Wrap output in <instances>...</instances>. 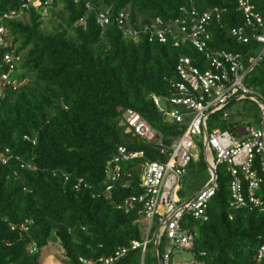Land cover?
Wrapping results in <instances>:
<instances>
[{"label":"trees","instance_id":"trees-1","mask_svg":"<svg viewBox=\"0 0 264 264\" xmlns=\"http://www.w3.org/2000/svg\"><path fill=\"white\" fill-rule=\"evenodd\" d=\"M28 1L0 0L1 13L24 10L27 18L4 24L10 44L0 50V74L7 71L3 55L10 53L18 86L0 95V152L11 150L8 162H0V264H45L51 243L61 247L66 264L108 257L141 240L144 225L138 212L116 207L135 193L134 185L117 186L112 198L104 194L107 162L119 147L142 153V159L123 166L140 181L145 160L163 159L152 145L126 132L124 114L134 109L158 130L181 134L186 124L168 121L152 95L173 96L170 80L177 79L179 58L200 57L187 46L134 43L119 29V13L128 11L136 25L177 17L183 7L218 8L224 11L223 28L211 25V46L248 58L250 47L229 34L243 24V15L237 0H55L43 18V7L24 8ZM254 3L264 16V0ZM108 9L110 24L102 28L96 18ZM261 61L250 75V85L259 90L264 88ZM233 126L225 120L226 129ZM218 173L209 221L184 218L183 226L196 236L192 252L205 264H261L256 255L264 240V213L232 210L230 178L224 167ZM151 246L145 264H151ZM140 255L132 251L118 264H140Z\"/></svg>","mask_w":264,"mask_h":264},{"label":"built area","instance_id":"built-area-1","mask_svg":"<svg viewBox=\"0 0 264 264\" xmlns=\"http://www.w3.org/2000/svg\"><path fill=\"white\" fill-rule=\"evenodd\" d=\"M78 0H75L77 2ZM55 0L44 4L40 0H29L25 9L43 7V18H47L48 7ZM60 6V5H59ZM89 7V4L87 5ZM238 10L243 15V24L229 29V34L238 42L250 47L249 56L242 53L217 49L211 46L213 35L211 25H222L223 10L218 8L200 11L195 7L181 8L174 18L155 17L146 22L131 23L128 11H121L117 17L119 29L134 43L143 40L171 44L174 47L187 46L199 54V58L182 56L179 58L177 79L170 80L173 96L152 95L154 104L168 121L186 124L185 130L174 137L151 125L138 111L125 112L123 123L126 132L152 145L163 155L162 160H145L141 164L140 181H135L132 173L123 171L126 163L142 159L143 154L119 147L116 154L106 164L104 194L112 198L117 186L136 187L135 193L121 199L116 207L124 213L138 212L143 216L139 222L144 225L142 237L131 245L119 248L108 257L99 259L79 258L80 264H118L132 251H140V264L151 245L161 242L162 235L170 241L165 253H161L162 264H205L195 258L193 248L196 236L183 223L189 218L194 221H209L208 209L218 189V172L225 168L230 178L229 205L232 210L255 209L264 213V128L233 126L222 132H208V121L213 114L229 115L224 111L234 100L251 97L259 101L264 120V88L262 90L246 85V80L264 59V16L258 11L254 0H237ZM19 13L0 12V50L9 47V31L4 25L23 17ZM109 9L98 14L97 24L105 28L110 24ZM84 20H81L83 23ZM7 71L0 74V95L7 88L16 89L13 74L17 72L13 55H3ZM21 84V83H19ZM254 95V96H253ZM205 133L204 152L211 181L198 191L193 198H182V179L188 166L196 160V139ZM11 153L9 148L0 152V162L6 164ZM31 168L29 164L22 167ZM83 180L79 181L81 184ZM234 215H230L233 220ZM188 222V220H187ZM27 230V228H25ZM36 250L35 244L31 252ZM189 251L192 260L172 263L173 253ZM257 261L264 264V240L257 250Z\"/></svg>","mask_w":264,"mask_h":264},{"label":"rangeland","instance_id":"rangeland-1","mask_svg":"<svg viewBox=\"0 0 264 264\" xmlns=\"http://www.w3.org/2000/svg\"><path fill=\"white\" fill-rule=\"evenodd\" d=\"M22 20L27 21V18L23 17ZM259 63H262V61H260ZM250 84V77H248V79L246 80V85L252 89L253 87ZM224 114L229 115L228 119H226L227 124L230 123L238 127L249 126L256 129L262 128L263 126V116L261 113L260 103L259 101L253 100L251 97L231 102L224 111ZM225 129V120L222 119V115L220 113L211 115L208 121V132H222ZM204 139L205 133L203 132V135L199 136L196 139L197 141H199V143L197 144V151L195 152L197 158L187 169L186 174L182 179L183 189L181 192V196H183L182 198L185 197V200L190 199L198 191L205 188L211 181L209 166L205 159ZM49 246V254L44 260V263L66 264L67 262L64 258L61 247L56 243H51ZM169 246L170 241L167 240V238H165L164 236L161 243L162 253H165L168 250ZM150 249H152V246ZM148 256L151 259V264H154L155 257L157 258L155 247L154 250H150ZM192 259L193 255L189 251H182L179 253L174 252L172 263H179Z\"/></svg>","mask_w":264,"mask_h":264},{"label":"water","instance_id":"water-1","mask_svg":"<svg viewBox=\"0 0 264 264\" xmlns=\"http://www.w3.org/2000/svg\"><path fill=\"white\" fill-rule=\"evenodd\" d=\"M262 128H264V120H263V126H262ZM194 196H192L191 198H193ZM155 249L157 251L158 262H159V264H162L161 251H160V240L159 239L156 240Z\"/></svg>","mask_w":264,"mask_h":264}]
</instances>
